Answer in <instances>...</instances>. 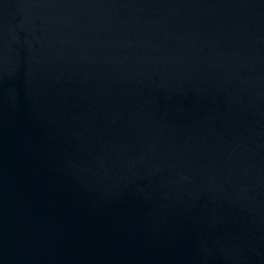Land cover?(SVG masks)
<instances>
[{"label":"water","instance_id":"95a60500","mask_svg":"<svg viewBox=\"0 0 264 264\" xmlns=\"http://www.w3.org/2000/svg\"><path fill=\"white\" fill-rule=\"evenodd\" d=\"M0 264H264V0H0Z\"/></svg>","mask_w":264,"mask_h":264}]
</instances>
